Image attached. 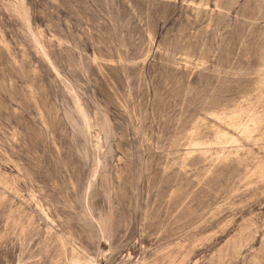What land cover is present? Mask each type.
Segmentation results:
<instances>
[{
  "label": "rangeland",
  "instance_id": "1",
  "mask_svg": "<svg viewBox=\"0 0 264 264\" xmlns=\"http://www.w3.org/2000/svg\"><path fill=\"white\" fill-rule=\"evenodd\" d=\"M0 264H264V0H0Z\"/></svg>",
  "mask_w": 264,
  "mask_h": 264
},
{
  "label": "bare ground",
  "instance_id": "2",
  "mask_svg": "<svg viewBox=\"0 0 264 264\" xmlns=\"http://www.w3.org/2000/svg\"><path fill=\"white\" fill-rule=\"evenodd\" d=\"M76 103V102H75ZM85 117V116H84ZM89 129V128H88ZM247 129V128H246ZM98 138V137H97ZM98 162V161H97ZM95 175V174H94ZM101 233V232H100Z\"/></svg>",
  "mask_w": 264,
  "mask_h": 264
}]
</instances>
